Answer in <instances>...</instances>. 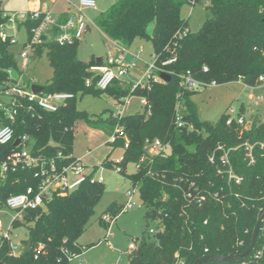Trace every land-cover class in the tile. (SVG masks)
<instances>
[{
	"label": "trees",
	"instance_id": "trees-1",
	"mask_svg": "<svg viewBox=\"0 0 264 264\" xmlns=\"http://www.w3.org/2000/svg\"><path fill=\"white\" fill-rule=\"evenodd\" d=\"M205 1L207 18L197 32L191 33L180 16L181 6ZM4 14L0 12V26L6 21ZM37 24L28 21L18 25L27 31V41L29 30ZM94 25L106 40L125 50L135 40L147 39L154 64L159 73L170 76L169 82H149L141 88L127 86L120 80L106 90H96L97 75L88 80L89 86L84 75L103 61L85 65L77 57L78 40L59 45L51 37H44L33 51L37 58L45 49L52 70L51 80L42 92L70 93L74 98L56 112L39 110L19 99L18 115L12 125L15 139L26 136L32 140L31 151L35 154L55 158L61 153L70 155L68 161H73L76 124L94 122V118L76 110L77 93L107 92L115 102L133 96L144 98L149 114L145 107L120 118L111 117L114 124L109 125V136L116 123L122 127L128 146L123 148V139L110 144L123 149V156L119 163L107 158L102 164L107 169L117 165L122 174L144 155L146 139H158L168 145L167 153L147 158L137 172H123L124 179L137 188L141 207L156 230L151 235L148 229L147 238L134 242L135 249L127 254L126 264H194L204 256L232 257L243 253L251 242L257 215L264 209V151L259 147L264 142V124L254 121L247 128L228 126L227 115L215 124L202 121L192 100L196 91L183 90L181 83L189 74L200 85L241 81L248 88H256L262 84L259 79L264 77V0H118L97 15ZM55 35L53 30L52 37ZM7 41L8 44L0 41V86L14 81L8 70L16 77L21 74L8 52ZM171 58L175 61L164 65ZM203 68H207L206 73ZM24 83L29 84L30 80ZM177 104L183 107L184 120L193 126V131L175 127ZM0 122L9 124L1 113ZM244 143L254 146L253 165L249 166L245 159ZM218 147L228 151L232 169L242 178L240 185L217 176L215 167L209 164L208 155L218 152ZM13 150V144L0 146V162ZM31 184L29 173H9L5 180L0 176V206ZM193 189L204 194L217 193L218 199L207 197L199 205L190 204L184 194ZM102 194L103 184L86 181L66 196L53 197L45 208L24 213L28 233L23 243L30 242L31 246L27 252L13 255L9 243L2 242L0 264H70L83 253L77 241ZM120 209L121 205L113 203L106 213L115 218ZM256 253H260L257 258ZM243 263L264 264V218L247 257L235 262L202 264Z\"/></svg>",
	"mask_w": 264,
	"mask_h": 264
},
{
	"label": "rangeland",
	"instance_id": "rangeland-1",
	"mask_svg": "<svg viewBox=\"0 0 264 264\" xmlns=\"http://www.w3.org/2000/svg\"><path fill=\"white\" fill-rule=\"evenodd\" d=\"M40 8L46 9V13L52 20H59L67 15L74 17L77 13L78 0H37ZM96 9H82V15L88 24V30L78 40L77 57L85 65L93 61L114 54L117 50L110 41L106 40L96 29L94 20L97 15L105 11L118 0H94ZM35 0H0L1 14H14L28 12ZM207 2L197 3L193 6L184 3L180 9V16L187 23L191 33L197 32L207 18ZM3 12H2V11ZM1 33H4L15 43H9L7 49L13 56L19 71L23 72L24 80H31L37 85L45 86L52 77V70L44 49L39 57L30 60L25 66L21 53L27 42L28 34L24 27L6 25ZM151 33V27L147 34ZM8 44V41H2ZM126 65H133L121 81L127 86H136L143 81L146 64L152 62L151 44L147 39L135 40L126 50ZM139 53L138 59L134 55ZM97 75V73H95ZM97 90V88L95 87ZM261 96L260 100L256 97ZM251 97V99L249 98ZM197 107L198 117L205 122L215 124L227 115L228 109H233L235 116H241L245 120V127L251 126L256 121L264 124V83L256 88H248L241 81L214 87L199 88L192 96ZM0 101L8 104L10 98L0 96ZM74 105L77 111L94 118L92 124L78 122L73 132L72 156L89 167H98L108 158L111 161L119 160L123 156V149L114 147L108 143L109 125L114 124L111 117L130 115L142 110L141 98L130 97L123 108H118L117 102L107 92L95 94L92 92L77 93ZM123 111V113H121ZM116 125V123H115ZM114 125V127H115ZM117 126V125H116ZM33 141H30V146ZM169 151L168 149L166 150ZM126 173H134L131 164L127 166ZM122 174L114 170H104L103 194L97 203L94 215L89 220L86 230L78 238V245L83 248V253L70 261V264H126L127 249L129 244L136 240L147 238L148 229L153 228L154 223L146 217V210L141 207L138 190H134L132 208L120 214L113 224L108 226L102 221L107 216V208L113 203L123 205L124 194L131 185ZM98 174V173H97ZM14 211L3 209L0 212V221L3 232L9 233V242L15 255L21 254L24 241L27 239L25 223L13 224Z\"/></svg>",
	"mask_w": 264,
	"mask_h": 264
},
{
	"label": "built area",
	"instance_id": "built-area-1",
	"mask_svg": "<svg viewBox=\"0 0 264 264\" xmlns=\"http://www.w3.org/2000/svg\"><path fill=\"white\" fill-rule=\"evenodd\" d=\"M70 1V0H69ZM78 8L75 17H68L63 22L52 20L47 13H40L37 11L4 14L6 18L4 24L0 26V39L2 41L9 40L11 43L15 41L10 39L4 33H1L3 27L6 25H19L28 21L38 22L37 26L29 30L30 39L25 43L21 58L24 60L25 66L28 67L30 60L36 59L34 56V46L42 42V39L52 38L57 44L64 45L71 43L74 40H79L86 33L88 24L82 15V9H96L94 0H78ZM53 30L56 31V35L52 37ZM185 36V32L183 33ZM111 42V41H110ZM111 44L117 49L114 54H109L103 58V63L100 66H95L90 69V72L97 73L96 88L98 90H106L114 81H120L129 69L134 67L133 65H126L125 58L128 54L127 51L122 48L118 43L111 42ZM139 53L137 52L133 57L138 59ZM175 61L174 58L164 62V65L171 64ZM203 72H207V68H203ZM9 78L14 80L6 86H0V96H7L10 98V102L5 104L0 101V113L4 120H7L9 124L4 125L0 122V146H8L13 144L15 150L6 156L4 160L0 162V176L2 179H6L9 173H29L32 180V184L27 186L24 192L9 196L5 202L0 206V212L3 209L14 211L12 223L23 222L24 213L27 211H34L45 208L46 204L50 202L55 196H66L67 194L75 191L86 181L91 183L103 184L102 172L104 170H114L116 173L121 174V168L115 165L111 169H107L100 165L98 167H89L83 164L80 160L68 161L69 156H64L58 153L55 158L45 157L41 154L33 153L32 146H30V140L26 136H22L18 139L14 137V130L12 125L15 123L18 115V100L25 99L31 106H35L39 110L45 112H56L61 106L67 101L74 98L73 94L70 93H43L42 91L37 95L31 91L32 85H37L35 82L30 80L29 84L24 83L23 74L14 76L11 70L7 71ZM159 69L154 64V58L152 56V62L146 64L143 81L136 86L141 88L145 87L149 82H160ZM261 83H264V77L259 79ZM89 81L86 80V86H89ZM133 86V87H136ZM216 86L215 82H210L206 85H200L189 74L183 77L181 87L183 90L194 92L199 88H207ZM129 98H123L117 102L118 108H123ZM261 96L256 97V100H260ZM142 109L146 107V112L149 114L150 108L147 105L144 98H141ZM183 107L179 104L175 107L174 125L179 130L193 131V126L184 120V114L182 112ZM123 113V111L121 112ZM233 109L227 110L226 125L231 126L236 124L238 126H245V120L241 116H235ZM124 115L120 113L115 116L120 118ZM126 136L123 133L122 127L115 126L112 134L108 138L109 144H114L118 139L124 140L123 148L126 149L128 146ZM18 141V144L15 142ZM253 145L244 143V155L248 165H253L255 162L253 155ZM264 151V142L259 145ZM168 145L164 144L158 139H146L144 141V155L141 156L139 161L135 164H131L134 168V172H137L140 165L147 159L153 158L167 153ZM169 150V149H168ZM218 152H213L208 155V162L210 165L215 167L216 175L221 178H226L228 182H233L235 185H240L242 178L237 176L232 169L228 151H225L222 147L217 148ZM116 160V163H119ZM98 173V174H97ZM193 185H190L192 188ZM134 190L137 188L131 187L124 194L125 202L121 205V209L118 213H125L127 210L132 208V201ZM184 197L190 204L199 205L203 203L207 197L218 199L217 193L204 194L197 192V189H193V192H187ZM117 216V217H118ZM117 217H112L110 214L103 216L102 221L110 226L115 222ZM3 225L0 221V244L4 241L9 243V233L3 232ZM155 228L149 229V234H155ZM243 243L241 242L240 245ZM135 249V243H131L128 246L127 254ZM13 255V250L11 248ZM207 253V250H204ZM260 256V253L255 254V258ZM244 264V263H243Z\"/></svg>",
	"mask_w": 264,
	"mask_h": 264
},
{
	"label": "water",
	"instance_id": "water-1",
	"mask_svg": "<svg viewBox=\"0 0 264 264\" xmlns=\"http://www.w3.org/2000/svg\"><path fill=\"white\" fill-rule=\"evenodd\" d=\"M103 61V58H100V59H97L96 62L99 63V62H102ZM94 75V73L92 72H88L84 75V78L86 80H89L90 78H92ZM159 78L161 79V81L163 83H167L169 82L170 80V76L165 74V73H159ZM42 87L41 86H38V85H32L31 86V91L33 94L37 95L38 93H40L42 91ZM15 144H18V141L15 142ZM264 218V209H262L258 215H257V219H256V223H255V227H254V230H253V233H252V238H251V242L249 244V246L247 247V249L239 254V255H236V256H232V257H221V256H217V255H209V256H204V257H201L200 259H198L194 264H202L203 262L205 261H216V262H235V261H238V260H241L245 257H247L253 250L255 244H256V240H257V236H258V232H259V229H260V224H261V221L262 219ZM31 246V243L30 242H27L23 251L24 252H27L29 250Z\"/></svg>",
	"mask_w": 264,
	"mask_h": 264
},
{
	"label": "crops",
	"instance_id": "crops-1",
	"mask_svg": "<svg viewBox=\"0 0 264 264\" xmlns=\"http://www.w3.org/2000/svg\"><path fill=\"white\" fill-rule=\"evenodd\" d=\"M2 11V10H1ZM32 11H37V12H40V13H46V9L39 6V2L37 0H35V5L34 6H31V8L29 9L28 12H32ZM3 12V11H2ZM68 17L70 16H67V15H64L62 16L59 20H57L58 22H63L65 21ZM75 17V16H74ZM19 28V27H18ZM21 72V71H20ZM21 74H23V72H21ZM39 86V85H38ZM251 99V97H249Z\"/></svg>",
	"mask_w": 264,
	"mask_h": 264
}]
</instances>
